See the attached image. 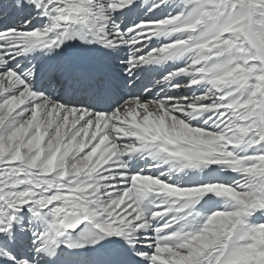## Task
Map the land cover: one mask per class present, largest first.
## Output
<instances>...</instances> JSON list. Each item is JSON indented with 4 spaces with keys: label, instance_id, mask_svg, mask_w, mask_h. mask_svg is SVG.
<instances>
[{
    "label": "snow or ice",
    "instance_id": "1",
    "mask_svg": "<svg viewBox=\"0 0 264 264\" xmlns=\"http://www.w3.org/2000/svg\"><path fill=\"white\" fill-rule=\"evenodd\" d=\"M0 264H264V0H0Z\"/></svg>",
    "mask_w": 264,
    "mask_h": 264
}]
</instances>
